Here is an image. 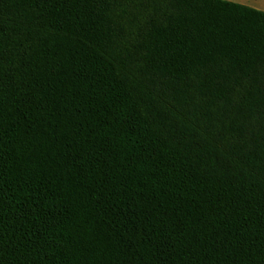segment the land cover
<instances>
[{
	"label": "trees",
	"instance_id": "1",
	"mask_svg": "<svg viewBox=\"0 0 264 264\" xmlns=\"http://www.w3.org/2000/svg\"><path fill=\"white\" fill-rule=\"evenodd\" d=\"M0 264H264V12L0 0Z\"/></svg>",
	"mask_w": 264,
	"mask_h": 264
},
{
	"label": "crops",
	"instance_id": "2",
	"mask_svg": "<svg viewBox=\"0 0 264 264\" xmlns=\"http://www.w3.org/2000/svg\"><path fill=\"white\" fill-rule=\"evenodd\" d=\"M264 12V0H222Z\"/></svg>",
	"mask_w": 264,
	"mask_h": 264
}]
</instances>
